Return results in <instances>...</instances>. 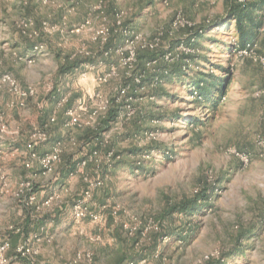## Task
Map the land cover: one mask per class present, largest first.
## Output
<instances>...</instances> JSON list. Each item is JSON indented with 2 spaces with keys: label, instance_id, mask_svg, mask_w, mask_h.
Instances as JSON below:
<instances>
[{
  "label": "rangeland",
  "instance_id": "obj_1",
  "mask_svg": "<svg viewBox=\"0 0 264 264\" xmlns=\"http://www.w3.org/2000/svg\"><path fill=\"white\" fill-rule=\"evenodd\" d=\"M257 14L244 52L233 21L208 27L224 18L222 0H0V212L30 211V195L50 189V264H264ZM144 50L155 59L142 71ZM181 57L187 84L205 76L221 91L199 100L176 76L154 79L161 62ZM34 142L36 159L26 150ZM57 146L59 161L44 171L38 157ZM204 189L207 203L177 211ZM79 202L101 219H75ZM24 232L0 231V242ZM33 251L22 259L45 261Z\"/></svg>",
  "mask_w": 264,
  "mask_h": 264
},
{
  "label": "trees",
  "instance_id": "obj_2",
  "mask_svg": "<svg viewBox=\"0 0 264 264\" xmlns=\"http://www.w3.org/2000/svg\"><path fill=\"white\" fill-rule=\"evenodd\" d=\"M222 2L225 11L224 18L214 20L208 27H210L211 29L218 28L223 24L222 21H225L226 23L229 21H233L235 31L237 33L238 48L242 50L248 49V47L252 46V43L256 40L258 30L262 25L261 19L257 13L258 11L264 10V0H244V2H239L238 0H222ZM201 34L202 32H195V39H197V37L200 38ZM149 59H155V54L150 53L148 50L140 51L137 55V67L142 71H145V66ZM81 60V58H77L75 60V66H68V69L75 68L77 64H80ZM183 61L184 58L181 57L177 59V62L169 64H167L166 62H161L157 66V70H155L154 79L161 81L163 79L174 78L176 76L178 79H181V81L183 82V86L186 87L189 95H192L193 91H195L198 94L199 100L203 99V97L205 99H209L210 95H208V91H210L213 87L214 91H221V84H214L213 81H210V78H204L205 76H198L193 79V81L191 80L187 84V80H185L186 74L183 70ZM62 70L64 71L65 69ZM193 88L196 90L191 91V89ZM198 98L197 100H195V102L199 101ZM115 116V112L111 111L108 114V118L102 120L101 123L107 128L109 126V123L115 120ZM86 142L89 141L86 139ZM135 151L137 152V150ZM135 151L132 153H135ZM67 167V169L73 168L74 163L69 162L67 164ZM206 193L207 192L204 189L201 192L197 193L191 200H184L181 203H178L177 211L186 212V210L188 209L194 210L203 203H207L208 195ZM172 209L173 210L171 211H174V208ZM28 223V221L25 223V227Z\"/></svg>",
  "mask_w": 264,
  "mask_h": 264
},
{
  "label": "crops",
  "instance_id": "obj_3",
  "mask_svg": "<svg viewBox=\"0 0 264 264\" xmlns=\"http://www.w3.org/2000/svg\"><path fill=\"white\" fill-rule=\"evenodd\" d=\"M73 138H71L72 140ZM65 141V140H64ZM63 141V142H64ZM73 147L76 148V144H72ZM63 152H65V148L63 146ZM50 189L45 190L44 192L41 193H34L30 196L34 198L32 203H30V211H22L19 210L17 211V214L15 215H9V214H3L0 212V231L3 232H9L8 227L11 225V221L17 223V225H20L22 230H24V238L26 237L27 239L23 238V234L21 233L19 236L14 235L12 240H11V250L9 251V255L13 256V259L11 260L10 264H33L30 263L28 260L18 258L15 256L14 251L18 247L19 244L25 242L26 240L30 239L32 241L31 246L34 249L38 250V255L39 257H44L43 262H36V264H47L50 262L47 261V257L51 258V250L53 249L52 246H49L51 241H47L48 239V233L50 230V227H53V218L55 216V212L53 210V203H49L48 205H45V202L50 199ZM9 196V195H7ZM18 200V199H17ZM27 196H22V201H26ZM23 206V205H22ZM4 209V206L1 207ZM62 210V208H60ZM1 211V210H0ZM12 211V210H11ZM45 220H41V219ZM50 219V220H48ZM29 222L27 226L25 227V223ZM38 223V225H37ZM37 225V226H36ZM53 231V230H52ZM18 238L20 239L19 241ZM17 239V240H16ZM17 241V242H16ZM49 250V251H47ZM49 253V254H48ZM46 254V255H44Z\"/></svg>",
  "mask_w": 264,
  "mask_h": 264
},
{
  "label": "built area",
  "instance_id": "obj_4",
  "mask_svg": "<svg viewBox=\"0 0 264 264\" xmlns=\"http://www.w3.org/2000/svg\"><path fill=\"white\" fill-rule=\"evenodd\" d=\"M238 1L243 2V0H238ZM250 48L251 47H248V49H245L243 51L244 52L250 51ZM3 80L10 82V78L8 76H5ZM69 115L72 116L71 113H69ZM76 122H77L76 118H71L69 125L73 126L75 125ZM42 138H44V136L39 135L38 139H42ZM35 145H36L35 142L27 144L26 150L27 152H29L31 158L36 159L37 156L34 152ZM59 154H60V148L59 146H57L52 152L43 154L42 156L38 157V162L40 166L42 167V169H44V171L50 172L53 166L59 161ZM108 157H110V154L108 155ZM239 157L241 160L246 162V158H244V156H239ZM26 168H30V165L26 164ZM101 186H102V182L100 180H96L92 183L88 182V189L85 192L84 197L89 198L91 190L97 189ZM28 199L30 202L34 200L32 196H30ZM49 203L50 201L48 200L45 202V205H48ZM74 217L77 220L90 219L92 222H98L101 219L99 214H96L95 212H92L91 210H89L87 207L84 206L83 202H79L78 205L75 207ZM8 231L11 232L12 234H19L21 232V228L11 225L8 227ZM10 248H11L10 240L7 238H4L0 242V263L1 264L7 263L5 255ZM32 255H35V251H33V248L29 244V239L23 242L21 245H19L16 248V257L18 258H28ZM128 264H134V263L130 262Z\"/></svg>",
  "mask_w": 264,
  "mask_h": 264
}]
</instances>
